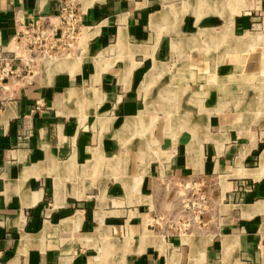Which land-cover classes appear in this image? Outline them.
Returning <instances> with one entry per match:
<instances>
[{
	"label": "crops",
	"instance_id": "0c3cea01",
	"mask_svg": "<svg viewBox=\"0 0 264 264\" xmlns=\"http://www.w3.org/2000/svg\"><path fill=\"white\" fill-rule=\"evenodd\" d=\"M63 1L0 91V264H264V0H0V50Z\"/></svg>",
	"mask_w": 264,
	"mask_h": 264
},
{
	"label": "built area",
	"instance_id": "2783aa9c",
	"mask_svg": "<svg viewBox=\"0 0 264 264\" xmlns=\"http://www.w3.org/2000/svg\"><path fill=\"white\" fill-rule=\"evenodd\" d=\"M83 13L82 8L71 1H63L59 5L56 22H46L40 17L20 22L9 47L0 50V91L10 80L22 79L25 84H31L28 76L33 74L36 63L48 64L70 53L78 41ZM24 128L30 126L25 122ZM184 185L194 194V199L187 203L188 208L206 206L208 198L198 186L194 183ZM188 222L182 217L178 219L179 226H186Z\"/></svg>",
	"mask_w": 264,
	"mask_h": 264
}]
</instances>
